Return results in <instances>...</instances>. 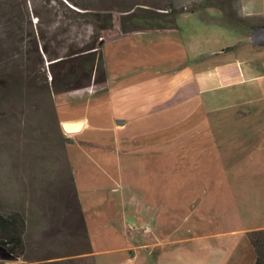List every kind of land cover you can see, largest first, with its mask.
<instances>
[{
	"label": "crops",
	"instance_id": "crops-1",
	"mask_svg": "<svg viewBox=\"0 0 264 264\" xmlns=\"http://www.w3.org/2000/svg\"><path fill=\"white\" fill-rule=\"evenodd\" d=\"M211 1L181 13L177 29H118L102 47L106 82L57 100L85 104L57 114L86 245L56 233L21 264H255L264 48ZM120 2L105 8L121 17L140 5ZM235 10L264 26V0Z\"/></svg>",
	"mask_w": 264,
	"mask_h": 264
},
{
	"label": "rangeland",
	"instance_id": "rangeland-1",
	"mask_svg": "<svg viewBox=\"0 0 264 264\" xmlns=\"http://www.w3.org/2000/svg\"><path fill=\"white\" fill-rule=\"evenodd\" d=\"M77 1L105 12L111 10L105 8L107 3L116 5L118 2L121 5L122 0ZM171 1L176 3L177 8H183L184 12L197 8L195 5L201 2L195 0L180 6L177 0ZM221 1L224 2L223 8L226 11L237 14L235 10L237 0ZM128 2L139 3L141 6L135 10L138 14H143L147 10L146 7L158 11L166 1L128 0ZM26 3L29 16L26 12ZM14 4L18 5L19 10L22 9V15L18 17L17 13H14L13 19L22 23L16 31L23 38L21 41L23 53L16 54V57L14 55L7 63L4 61L0 64V72L5 70L11 75L8 79L12 80L7 82L0 78V212L7 214L20 212L25 216L27 253L24 259L31 260L34 254H37L34 250L35 242L40 238L49 242L56 233H60L58 238H70L72 234L74 239L71 241L72 244L86 245L82 232L81 211L76 205H73L76 211L71 208V204L75 202L73 185L75 182L66 152L65 140L68 137L61 130L57 114L58 110L63 111L71 108L70 106L85 108V104L83 102L64 104L57 100L66 93L81 92L84 89L96 90L102 84L57 93L52 84L53 74L48 65L50 62L45 58L41 46L39 29L49 36L56 32L61 38V30L56 31L60 20L64 18L61 7L56 0H14ZM5 6L7 7L6 4ZM72 8L77 10L75 6ZM117 9L123 8L118 6ZM48 10H52V13ZM35 11L41 14L40 24ZM3 18L2 21H5L7 16ZM30 19L33 24H28ZM138 27L144 29L143 24H138ZM30 28L36 32L39 50L27 41L28 33L32 31ZM6 31L4 26L0 25V35L7 37ZM92 34L91 24L82 28L77 25L72 27V37L78 42V48L83 46L84 40L89 41ZM66 36L68 34H63V38ZM67 49L64 48L63 51ZM259 218L264 222V216ZM56 237L57 235L54 238ZM77 238L79 240H75ZM47 249L49 250V246ZM24 259L0 261V264H21Z\"/></svg>",
	"mask_w": 264,
	"mask_h": 264
},
{
	"label": "trees",
	"instance_id": "trees-1",
	"mask_svg": "<svg viewBox=\"0 0 264 264\" xmlns=\"http://www.w3.org/2000/svg\"><path fill=\"white\" fill-rule=\"evenodd\" d=\"M56 1L60 5L64 17L56 28V31L61 30L62 37L59 38L56 32L53 36H49L40 29L39 34L43 53L47 61L50 62L48 65L53 74L52 84L57 93L76 91L106 82L107 74L102 47L104 43L120 34L118 29H121V34L142 29L138 27V24H143L144 29L149 30L177 29L178 16L184 12L183 8H177L171 0L165 2L161 9L158 8L162 12L148 9L143 14L134 12L121 17L111 10L104 12L90 4L81 3L77 0ZM211 3H213L211 0H201L195 6L198 9H204ZM222 3L224 4V2ZM72 6L77 7V10ZM25 7L29 16L27 3ZM21 10V8L19 10L18 5L14 4V0H0V25L4 26L8 34L7 37L0 35V64L4 61L7 63L14 55L16 57V54L23 53L21 46L23 38L16 31L22 26V23L13 19L14 13H17L18 17L22 15ZM48 11L52 13V10ZM35 15L39 17L38 24L42 23L41 14L35 11ZM5 16H7V19L2 21ZM225 18L233 27L248 29L249 32L253 27L258 26L250 19L238 17L233 11H225ZM28 24H33L31 19ZM88 24L92 25L93 34L89 41L84 40L83 46L78 48V42L72 37V27L77 25L82 28ZM129 25H132V27H128ZM30 29L32 31L28 33L29 38L27 41L39 50L36 32L33 28ZM63 34H68V36L63 38ZM64 48L68 49L63 51ZM9 76L11 75L5 70L0 72V78L7 82L12 81L8 79ZM65 142L68 143L69 139L66 138ZM73 185L75 202L71 204V208L75 210L73 205H76L81 211L75 183ZM26 233L27 221L22 213L12 212L7 214L0 212V245L20 259H24L27 253ZM249 238L256 252L255 264H264V229L250 232Z\"/></svg>",
	"mask_w": 264,
	"mask_h": 264
},
{
	"label": "water",
	"instance_id": "water-1",
	"mask_svg": "<svg viewBox=\"0 0 264 264\" xmlns=\"http://www.w3.org/2000/svg\"><path fill=\"white\" fill-rule=\"evenodd\" d=\"M250 41L264 48V26H256L250 30ZM20 258L11 253L7 248L0 245V261H19Z\"/></svg>",
	"mask_w": 264,
	"mask_h": 264
}]
</instances>
